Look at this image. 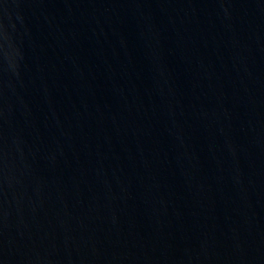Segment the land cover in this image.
<instances>
[{"label":"water","instance_id":"water-1","mask_svg":"<svg viewBox=\"0 0 264 264\" xmlns=\"http://www.w3.org/2000/svg\"><path fill=\"white\" fill-rule=\"evenodd\" d=\"M0 264H264V27L0 0Z\"/></svg>","mask_w":264,"mask_h":264}]
</instances>
